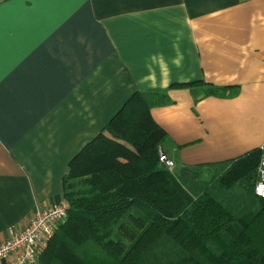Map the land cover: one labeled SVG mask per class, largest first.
<instances>
[{
	"label": "crops",
	"instance_id": "crops-1",
	"mask_svg": "<svg viewBox=\"0 0 264 264\" xmlns=\"http://www.w3.org/2000/svg\"><path fill=\"white\" fill-rule=\"evenodd\" d=\"M198 81L229 90L196 100ZM155 89L177 167L264 148V0H0V243L66 201L72 158Z\"/></svg>",
	"mask_w": 264,
	"mask_h": 264
},
{
	"label": "trees",
	"instance_id": "trees-1",
	"mask_svg": "<svg viewBox=\"0 0 264 264\" xmlns=\"http://www.w3.org/2000/svg\"><path fill=\"white\" fill-rule=\"evenodd\" d=\"M201 83L186 84L196 100L229 90ZM170 102L165 90L136 91L72 158L68 216L38 264H264L262 149L166 168L169 137L152 109Z\"/></svg>",
	"mask_w": 264,
	"mask_h": 264
},
{
	"label": "built area",
	"instance_id": "built-area-1",
	"mask_svg": "<svg viewBox=\"0 0 264 264\" xmlns=\"http://www.w3.org/2000/svg\"><path fill=\"white\" fill-rule=\"evenodd\" d=\"M262 151L255 190L264 198L263 147ZM160 160L168 169L176 165L163 149H160ZM68 209L67 201L54 203L37 212L22 228L11 227L9 237L0 243V264H38L40 254L66 221Z\"/></svg>",
	"mask_w": 264,
	"mask_h": 264
}]
</instances>
